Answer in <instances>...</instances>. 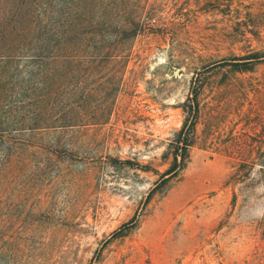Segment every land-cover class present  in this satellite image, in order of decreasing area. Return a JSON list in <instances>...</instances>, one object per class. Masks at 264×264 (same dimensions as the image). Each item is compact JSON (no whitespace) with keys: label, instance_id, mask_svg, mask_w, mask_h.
Instances as JSON below:
<instances>
[{"label":"rangeland","instance_id":"1","mask_svg":"<svg viewBox=\"0 0 264 264\" xmlns=\"http://www.w3.org/2000/svg\"><path fill=\"white\" fill-rule=\"evenodd\" d=\"M149 1L154 31L125 58L75 74L89 110L118 89L106 123L60 138L58 156L33 146L8 182L0 172V264H264V184L230 182L240 159L264 152V0ZM27 71L19 87L34 88ZM195 87L190 161L147 201L157 175L106 158L163 172Z\"/></svg>","mask_w":264,"mask_h":264},{"label":"trees","instance_id":"2","mask_svg":"<svg viewBox=\"0 0 264 264\" xmlns=\"http://www.w3.org/2000/svg\"><path fill=\"white\" fill-rule=\"evenodd\" d=\"M156 13L155 2L149 0H0V172L9 173L4 176L7 182L12 172L30 163L35 146L58 156L67 146L59 143L60 138L106 123L113 91L118 89L103 93L97 107L89 110V97L75 88V74L101 71L108 61L125 58L137 37L155 30ZM27 68L23 74L35 80L34 88L28 84L19 87L18 78ZM22 81L26 83L24 78ZM197 97L195 87L183 104L184 122L163 155L168 163L163 172L131 160L106 158L114 169L157 175L147 201L177 180L190 161L199 115ZM34 137L45 144H34ZM240 144L254 149L246 140ZM243 153L236 158H243ZM240 160L231 184L246 186L254 178L264 184V152L249 161ZM135 221L123 225L112 237H122Z\"/></svg>","mask_w":264,"mask_h":264}]
</instances>
